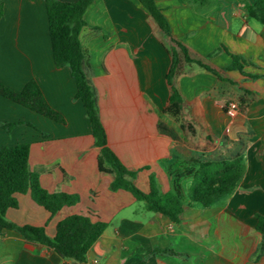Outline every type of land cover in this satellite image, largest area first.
<instances>
[{"label":"crops","instance_id":"1","mask_svg":"<svg viewBox=\"0 0 264 264\" xmlns=\"http://www.w3.org/2000/svg\"><path fill=\"white\" fill-rule=\"evenodd\" d=\"M254 1L154 0L171 37L213 70L181 62L171 79L182 100L175 117L164 111L172 51L179 50L149 13L137 0H94L84 13L79 41L107 144L128 170H138L133 182L141 191L152 175L159 193L180 194L186 207L173 223L128 191L111 190L112 175L97 170L99 149L75 82L52 60L44 0H0V82L20 91L34 81L64 119L55 122L0 96V147L27 143L28 166L41 187L79 196L50 215L28 193L15 194L18 206L5 218L45 226L52 237L61 219L89 211L107 226L85 264H264L255 228V215H264V23L249 16ZM232 56L240 58V70L227 69ZM231 101L239 105L233 118L225 112ZM159 122L176 138L160 133ZM234 159L243 172L230 194L209 207L188 201L199 163ZM0 264L79 263L6 230Z\"/></svg>","mask_w":264,"mask_h":264},{"label":"trees","instance_id":"2","mask_svg":"<svg viewBox=\"0 0 264 264\" xmlns=\"http://www.w3.org/2000/svg\"><path fill=\"white\" fill-rule=\"evenodd\" d=\"M93 1L44 0L53 63L57 68L67 67L71 73L75 82V99L81 102L90 134L99 149L97 170L113 177L110 189L128 191L136 200L145 202L152 212L164 215L171 222L177 223L186 207L180 194L176 191L159 193L152 175L148 177V191L146 193L141 191L133 182L138 170H128L107 144L106 132L99 118L96 92L91 81L88 52L79 41V33L86 26L84 13ZM137 1L149 13L159 30L179 50L172 51V62L167 73L170 95L165 108L167 113L178 112L182 100L171 79L181 71V62L196 63L208 71L213 70L192 59L187 48L171 37L167 20L154 0ZM249 16L264 23V0L254 1ZM240 61L239 57L232 56V63L227 69L240 70L242 63ZM0 96L55 122H64L61 114L49 107L34 81H29L20 91L0 82ZM157 127L160 133L172 139L176 138L174 132L162 123L159 122ZM28 157L27 143L0 147V235L6 230L13 231L26 243L44 246L62 259L85 264L87 251L107 226L99 219L93 221L89 211L86 214H72L61 219L56 224L52 237L47 235L45 226L18 225L5 218L8 209H15L18 206L15 194L28 193L32 201L50 215L79 201L77 194L50 193L42 188L38 173L29 169ZM242 172L243 166L239 159L199 163L190 174L192 181L187 190L188 201L202 207L211 206L219 198L232 192ZM255 219V228L261 234L258 246L261 255L264 254V215L256 214Z\"/></svg>","mask_w":264,"mask_h":264},{"label":"built area","instance_id":"3","mask_svg":"<svg viewBox=\"0 0 264 264\" xmlns=\"http://www.w3.org/2000/svg\"><path fill=\"white\" fill-rule=\"evenodd\" d=\"M225 112L226 114L233 118L235 117L239 112V105L237 102L231 101L225 106Z\"/></svg>","mask_w":264,"mask_h":264},{"label":"rangeland","instance_id":"4","mask_svg":"<svg viewBox=\"0 0 264 264\" xmlns=\"http://www.w3.org/2000/svg\"><path fill=\"white\" fill-rule=\"evenodd\" d=\"M166 111H167V110H166ZM164 112H165V111H164ZM176 113H177V112H174V111H173V112L170 113V115L173 116V117H175V114H176ZM166 127H167V126H166Z\"/></svg>","mask_w":264,"mask_h":264}]
</instances>
